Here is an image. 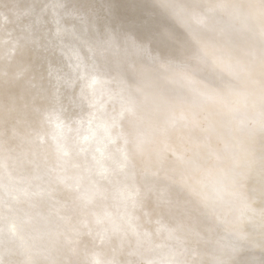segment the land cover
<instances>
[{"label": "snow or ice", "instance_id": "1", "mask_svg": "<svg viewBox=\"0 0 264 264\" xmlns=\"http://www.w3.org/2000/svg\"><path fill=\"white\" fill-rule=\"evenodd\" d=\"M0 264H264V0H0Z\"/></svg>", "mask_w": 264, "mask_h": 264}, {"label": "bare ground", "instance_id": "2", "mask_svg": "<svg viewBox=\"0 0 264 264\" xmlns=\"http://www.w3.org/2000/svg\"><path fill=\"white\" fill-rule=\"evenodd\" d=\"M18 2L21 3V4H24V3H27L28 0H18Z\"/></svg>", "mask_w": 264, "mask_h": 264}]
</instances>
